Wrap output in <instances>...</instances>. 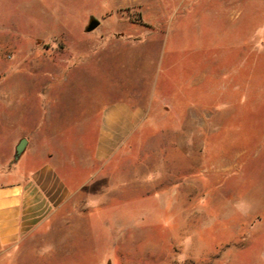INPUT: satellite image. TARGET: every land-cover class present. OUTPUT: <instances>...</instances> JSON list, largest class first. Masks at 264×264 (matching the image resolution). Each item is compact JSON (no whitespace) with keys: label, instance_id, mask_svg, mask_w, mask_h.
Returning <instances> with one entry per match:
<instances>
[{"label":"rangeland","instance_id":"1","mask_svg":"<svg viewBox=\"0 0 264 264\" xmlns=\"http://www.w3.org/2000/svg\"><path fill=\"white\" fill-rule=\"evenodd\" d=\"M240 6L247 20L207 16ZM263 21L264 0H0V142L25 137L22 155L44 122L37 142H88L60 166L118 188L88 195L97 224L83 219L54 256L22 264H264V131L232 130L256 116L215 108L239 53L224 61L229 38L249 49ZM111 107L140 121L103 165L94 142ZM14 149H0L4 168ZM13 251L0 264H19Z\"/></svg>","mask_w":264,"mask_h":264},{"label":"crops","instance_id":"2","mask_svg":"<svg viewBox=\"0 0 264 264\" xmlns=\"http://www.w3.org/2000/svg\"><path fill=\"white\" fill-rule=\"evenodd\" d=\"M244 14L247 20V10L240 6L234 12L230 7L209 11L207 16L237 21ZM258 26L249 49L247 44L231 42L230 37L224 52V61H232L231 52L239 51L237 60L233 59L228 83L223 82V86L215 88L216 92L219 89L224 92V101L215 103L217 113L224 116L229 113L256 116L254 122L246 124L249 125L247 128L238 126L232 130L264 131V21ZM196 84V81L192 82L193 88ZM208 96L212 98L211 93ZM215 99L219 101L218 95ZM139 115L137 110L128 107H111L103 114L97 142H94V157L103 165L125 143V133L129 134L137 127ZM43 123L38 122L32 128L30 150H25L17 160L13 159L14 162L7 168L2 166L6 154L0 150V256L11 255L19 245V264H22L24 256H54L56 242L69 241L72 228H76L83 219L88 220L90 216L91 222L97 224L100 214L97 212L101 211L102 204L94 199L89 202L88 195L114 194L116 191L113 187L107 191L93 188L88 185V177L82 180L81 170L60 166L59 159L65 158L66 148L74 143L86 155L88 142H37L36 134L41 131ZM121 124L124 126L120 127ZM9 145L15 147L16 142H0V149ZM29 153L30 167L26 164ZM21 157L22 161L17 163ZM85 158L79 163H86ZM51 236H58V239L48 241L42 249H36V242L38 244Z\"/></svg>","mask_w":264,"mask_h":264},{"label":"water","instance_id":"3","mask_svg":"<svg viewBox=\"0 0 264 264\" xmlns=\"http://www.w3.org/2000/svg\"><path fill=\"white\" fill-rule=\"evenodd\" d=\"M99 24V21L95 18H91L86 26V31H91L94 28H96ZM27 144V139L25 137H22L17 144L15 145V149H14V155H13V159L17 160L19 158V156L21 155V153L23 152L25 146Z\"/></svg>","mask_w":264,"mask_h":264}]
</instances>
